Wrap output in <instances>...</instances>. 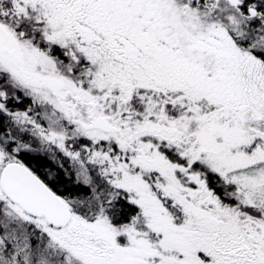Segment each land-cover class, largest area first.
Masks as SVG:
<instances>
[{"label":"snow or ice","instance_id":"snow-or-ice-1","mask_svg":"<svg viewBox=\"0 0 264 264\" xmlns=\"http://www.w3.org/2000/svg\"><path fill=\"white\" fill-rule=\"evenodd\" d=\"M0 264H264V0H0Z\"/></svg>","mask_w":264,"mask_h":264}]
</instances>
